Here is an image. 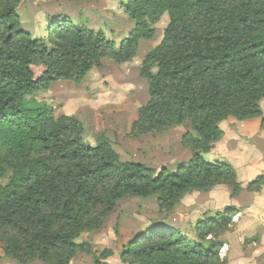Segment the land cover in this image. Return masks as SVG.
<instances>
[{
    "label": "trees",
    "instance_id": "1",
    "mask_svg": "<svg viewBox=\"0 0 264 264\" xmlns=\"http://www.w3.org/2000/svg\"><path fill=\"white\" fill-rule=\"evenodd\" d=\"M24 0H0V244L19 261L70 264L89 243L78 238L101 229L120 200L157 198L172 212L191 191L232 186L243 191L226 161L204 153L224 135L221 123L263 118L264 0H125L123 11L136 30L119 45L102 30L60 16L49 21L47 38L22 27ZM80 1V0H75ZM169 14L162 43L143 61L150 100L139 110L135 137L174 126H192L183 143L193 150L176 170H156L124 161L108 140L91 144L83 123L56 118L48 108L26 106L27 98L60 80L80 81L104 59L131 61L140 38H152V25ZM43 66L36 77L33 67ZM158 67L153 76L150 71ZM11 174V175H10ZM264 174L247 185L258 192ZM238 210L229 206L196 224V238L169 224L135 235L120 253L127 264H227L222 243L210 240L229 229Z\"/></svg>",
    "mask_w": 264,
    "mask_h": 264
},
{
    "label": "rangeland",
    "instance_id": "2",
    "mask_svg": "<svg viewBox=\"0 0 264 264\" xmlns=\"http://www.w3.org/2000/svg\"><path fill=\"white\" fill-rule=\"evenodd\" d=\"M124 1L24 0L18 11L22 27L35 37L47 38L50 19L66 16L80 26L104 31L119 47L121 41L136 30V22L122 9ZM169 21V14L166 13L159 22L152 25L155 35L149 39H139L137 55L131 61L118 64L112 58H106L102 66L93 69L84 79L57 81L48 90L27 98L26 106L46 107L56 118H78L84 125L89 143L110 141L124 161L143 163L157 171L163 167L176 170L179 164L189 161L193 155L192 148L183 143L187 133L195 134L191 125L174 126L138 137L131 132L139 110L150 100L149 81L143 75V61L150 51L162 43ZM33 69L36 77L44 72L43 66H34ZM150 73L156 76L158 67L153 66ZM220 125L230 134L236 128L240 131L242 124L229 118ZM225 152L226 144L218 141L204 156L212 162L226 161ZM8 181L9 176L0 179L2 185ZM248 183H241L244 189L236 197L230 185L206 192L191 191L172 212H162L156 197L120 200L101 229L85 232L78 238L80 243L90 244L91 252L80 253L70 264H127L120 260L124 246L138 233L158 224H169L175 229H181L187 237L195 239V227L200 220L215 217L229 206L236 207L238 201L243 200L242 194L250 195L254 192L247 189ZM258 193L264 196V186ZM235 219L229 229L209 239L222 243L232 234L236 235ZM224 250L225 245L222 244V254ZM0 264L47 263L40 260L24 263L13 260L5 256L0 244Z\"/></svg>",
    "mask_w": 264,
    "mask_h": 264
},
{
    "label": "crops",
    "instance_id": "3",
    "mask_svg": "<svg viewBox=\"0 0 264 264\" xmlns=\"http://www.w3.org/2000/svg\"><path fill=\"white\" fill-rule=\"evenodd\" d=\"M261 105L264 115V100ZM262 119L238 120L242 124L240 131L236 128L230 134L223 129L220 141L226 144L225 159L236 169L242 184L264 174ZM260 196L258 192L244 193L243 200L238 201L236 235L232 234L223 242L225 250L222 258L227 264H264V196Z\"/></svg>",
    "mask_w": 264,
    "mask_h": 264
},
{
    "label": "built area",
    "instance_id": "4",
    "mask_svg": "<svg viewBox=\"0 0 264 264\" xmlns=\"http://www.w3.org/2000/svg\"><path fill=\"white\" fill-rule=\"evenodd\" d=\"M235 218H236V216H235ZM221 255H222V250H221Z\"/></svg>",
    "mask_w": 264,
    "mask_h": 264
}]
</instances>
